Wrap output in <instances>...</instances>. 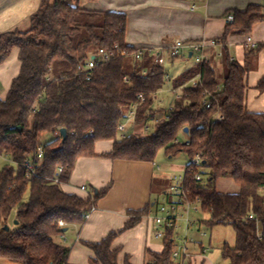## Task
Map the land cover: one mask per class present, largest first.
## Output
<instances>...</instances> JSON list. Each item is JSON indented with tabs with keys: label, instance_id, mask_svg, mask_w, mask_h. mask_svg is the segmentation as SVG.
Returning a JSON list of instances; mask_svg holds the SVG:
<instances>
[{
	"label": "trees",
	"instance_id": "1",
	"mask_svg": "<svg viewBox=\"0 0 264 264\" xmlns=\"http://www.w3.org/2000/svg\"><path fill=\"white\" fill-rule=\"evenodd\" d=\"M97 1L41 0L26 31L0 34V65L14 49L19 50L21 63L7 96L0 97V155L18 166L16 171L6 164L0 171V258L20 264H69L71 249L59 242L63 229L82 225L112 182L81 198L52 183L59 167L64 168L61 182L66 183L79 157L154 163L157 153L164 150L168 156L185 152L191 160L202 154L201 164L195 166L191 161L184 172L187 200L209 215L204 223L210 227L229 225L234 229L235 245H225L222 258L229 264H264V113L249 112L246 103L247 75L264 45L250 49L243 65L224 55L222 73L205 64L203 88L183 89L167 111L168 119L154 120L152 95L164 88L167 72L152 57L135 62L131 57L116 56L98 63L88 75L78 72L100 49L135 50L125 43L126 14L82 6ZM231 15L234 22L227 24L222 41L232 33L249 35L264 20L261 6ZM197 73L190 69L173 87H181ZM126 76L129 82L124 80ZM204 89L217 99L210 110L202 105ZM255 89L264 93V77ZM140 94L146 100L139 108L135 131L120 139L118 126ZM218 112L222 119H216ZM153 120L154 131L149 133L144 126ZM138 124L140 131L136 132ZM61 129L67 131L64 140ZM49 133L54 137L43 145L42 138ZM181 133L186 140L175 144ZM104 141H113V148L98 156L95 146ZM39 147L44 153L38 161ZM25 163L34 167L29 176ZM201 167L208 171L207 184L199 172ZM220 179L232 180L238 192H219L215 183ZM27 191L29 201L24 202ZM151 209L150 203L143 210L128 212L121 232L135 227ZM174 231L165 232L161 253L148 252L152 260L146 264H175ZM117 235L110 233L99 243L82 242L93 253L92 264H120L122 250L112 247ZM123 264H131L128 256Z\"/></svg>",
	"mask_w": 264,
	"mask_h": 264
},
{
	"label": "crops",
	"instance_id": "2",
	"mask_svg": "<svg viewBox=\"0 0 264 264\" xmlns=\"http://www.w3.org/2000/svg\"><path fill=\"white\" fill-rule=\"evenodd\" d=\"M82 6L90 11H115L126 14L125 43L135 49L168 47L176 39L186 42L202 39L222 41L225 28L229 24L227 17L232 12H243L249 6H261L264 16V0H98L95 3H83ZM29 20V17H24L23 21L11 25L9 31L16 29L26 31ZM247 37H251L257 46L264 45V20L255 24L249 35L232 33L227 36L225 41H222L225 44L223 49L210 48L207 51L208 63L219 73L223 71L224 55L230 57L231 61L243 65L251 49L246 45ZM221 52H224L222 56L219 55ZM187 58H191L189 54L187 57L169 60L166 66L168 69L171 68L169 70L176 71L175 64L184 65ZM20 67L19 50L14 49L9 58L0 65V80L6 87L2 99L7 96L12 81L20 72ZM182 74L178 77L170 75L168 83L170 87L166 89L170 91L155 96L152 105L156 110L154 120L167 117L168 109L162 108L165 99L160 100L159 95H174L169 102V108L172 107L175 97L182 91L180 87L174 88L173 82H176ZM263 77L264 49L252 60V69L247 75L246 103L247 110L251 113H264V93H259L255 89ZM112 148L113 141L99 142L95 146V152L99 156L110 152ZM155 166V162L113 161L98 157H79L76 160L69 180L61 185L65 193L87 198L94 189L99 191L110 182L112 187L97 201L96 208L82 225L74 224L64 228L67 231L59 238V242L71 249L69 264H92L90 260L93 253L82 242L99 243L113 232H118V235L112 247L122 250L119 256L120 264H123L126 256L131 264H146L152 260L148 252L163 251V238L158 239L154 235L153 218L158 206L168 195L160 189L155 195L153 194V178L155 171H159ZM87 184L92 185L93 188L89 189ZM82 185L88 188V192L80 190ZM150 203L152 209L148 215L142 217L135 227L121 232L129 218L127 213L143 210ZM9 226L11 227L10 223ZM62 237H65V241ZM178 246L176 242L175 248ZM210 246V241L207 246L201 240H192L188 243L190 256L178 258L175 264H208L205 257L209 253Z\"/></svg>",
	"mask_w": 264,
	"mask_h": 264
},
{
	"label": "built area",
	"instance_id": "3",
	"mask_svg": "<svg viewBox=\"0 0 264 264\" xmlns=\"http://www.w3.org/2000/svg\"><path fill=\"white\" fill-rule=\"evenodd\" d=\"M234 22V17L232 15L227 17V23H233ZM246 45L247 47L254 49L257 47V44L253 42L251 37H247L246 40ZM225 47L224 42L222 41H216V40H199V41H182L176 39L170 46L168 47H140L136 48L132 53H129L127 50H121L118 46H115L114 49L107 51L100 49L98 51L97 56H89L86 64L80 65L78 67V72L79 74L82 75H88V73L96 67L98 63L106 62L109 61L110 59L116 57V56H121L123 58L131 57L133 61L138 62L144 59L145 56H150L154 59V62L159 66L165 68V66L168 64L169 60H174L180 57H187L188 54H191V58L194 59V62L196 65H199L201 68L198 73L193 76L188 82H186L184 85L180 87V90H183L187 87H202L203 88V83H202V67L205 64H208L209 57L207 51L210 48H220L223 49ZM220 56L223 55L221 52L219 54ZM96 57L98 59H96ZM99 60V61H98ZM101 62V63H102ZM88 80L90 79L89 77L87 78ZM125 82H129V77L124 78ZM165 80L169 83L170 82V75L166 73L165 75ZM170 90L167 91H159L158 93L162 92H169ZM176 91H174L175 93ZM158 93H154L153 99H155V96ZM178 96V95H177ZM176 96V97H177ZM202 105L207 109L210 110L213 108V105L216 103L217 104V99L215 96L210 93L208 90L204 89L203 95H202ZM146 100V95L145 94H140L138 96V101L131 104L125 111L123 120L118 126V135L120 136V139H125L127 138L134 130L135 125H136V120L138 116V111L139 108L142 104H144ZM168 110H172V107L168 108ZM168 119V116L166 117ZM216 119H222V116H220V113H217ZM150 121H148L144 129L145 131L150 130ZM93 132H90V135H92ZM175 144H180L178 140L174 142ZM43 148L39 147L38 149V155H37V160L39 161L43 157ZM202 162V154H198L195 156L193 159L192 163L195 166H199ZM24 168L28 170V176L30 172H34V167L30 163H25ZM64 172L63 167H59L57 170L56 177L52 179V183L62 185L63 183L61 182V175ZM197 180H200V176H196ZM80 190L82 192H88V188L85 185L80 186ZM172 198L173 201H169ZM192 205L191 202L187 200V191L185 188V179L184 177H179V178H174V181L172 185L170 186V194L165 198L162 203L158 206L157 212L154 215L153 222L155 225V232L154 235L158 239L164 238L165 232L169 229H177V223L180 220H184L185 225H186V230L190 229L194 225V221L190 220L189 218V211L190 207ZM184 208V213L185 216L180 215V210ZM94 211V208L92 211L84 216V219L87 220L90 217V214ZM202 235H205L202 233ZM262 236V231L259 232V237L261 238ZM62 239L65 241V237H62ZM180 239H177L179 241ZM184 239L181 244H179L178 247L175 248L172 258L174 261H177L178 258L184 257L188 258L190 256L189 253V247L188 243L189 240Z\"/></svg>",
	"mask_w": 264,
	"mask_h": 264
},
{
	"label": "rangeland",
	"instance_id": "4",
	"mask_svg": "<svg viewBox=\"0 0 264 264\" xmlns=\"http://www.w3.org/2000/svg\"><path fill=\"white\" fill-rule=\"evenodd\" d=\"M41 0H0V33L9 31V27L13 24H17L23 21L24 17H29L35 12V9L39 5ZM20 28V26H18ZM182 67V68H181ZM195 67V68H194ZM176 71H171L168 66H166L167 74L171 76L178 77L182 72L196 69V72L200 71L201 68L199 65H196L193 58H187V62L184 65H179V63L175 64ZM180 68V69H179ZM170 87L168 82L165 84L163 91H167L166 89ZM6 93V87L0 80V97H4ZM165 93V92H162ZM174 98V95L170 94H161L159 95V99H165V103L162 108H169V102ZM149 133L154 131V122L150 124ZM136 126V125H135ZM137 131H140V125H137ZM135 131V129H134ZM132 131V132H134ZM130 132V133H132ZM53 134H45L42 138V144L45 145L49 143L53 139ZM118 138L120 136L118 135ZM186 137L183 133L179 134L178 141L179 143H184ZM193 161L185 152H180L174 156L166 155L164 150H160L155 158V169L159 168V171H155V175L153 178V194H156L158 189L165 192V194H170V186L172 185L174 178L184 177V172L189 163ZM10 165L14 170L17 171L18 166L13 163L9 158L0 155V171L5 165ZM199 172H201L204 178V184H207V170L205 168H199ZM89 189H92L93 186L87 184ZM215 187L219 192L222 193H236L238 192V186L230 179H220L215 183ZM153 195V196H154ZM24 202L29 201V192L24 196ZM192 203V202H191ZM193 204V203H192ZM180 215L185 216L184 208L180 210ZM190 220L194 221V225L190 228V230H186V225L184 220H180L177 223V229L174 231L175 240L179 244L182 243L181 239L185 238L189 240L191 243L192 240H201L204 245L208 246L209 241L211 242V246L209 247V253L205 257L206 263L208 264H229L228 260L222 258V248L225 245L229 247H234L236 242V233L234 229L229 225H214L210 227L209 225L203 223L202 221H207L209 219V215L201 212L199 205L195 204L190 207L189 211ZM15 222V212L12 213L10 217L11 228L14 227ZM204 233L205 235H202ZM177 239H180L177 241ZM187 240V241H188ZM0 264H20L11 262L7 259L0 258Z\"/></svg>",
	"mask_w": 264,
	"mask_h": 264
},
{
	"label": "water",
	"instance_id": "5",
	"mask_svg": "<svg viewBox=\"0 0 264 264\" xmlns=\"http://www.w3.org/2000/svg\"><path fill=\"white\" fill-rule=\"evenodd\" d=\"M190 57H191V54H190ZM184 133H185V134L188 133V129H187V128L184 129ZM66 134H67L66 129H61V130H60V135L62 136V139H63V140L65 139ZM5 229H6V230H9V227L7 226V227H5ZM66 231H67L66 229H63V232H66Z\"/></svg>",
	"mask_w": 264,
	"mask_h": 264
}]
</instances>
